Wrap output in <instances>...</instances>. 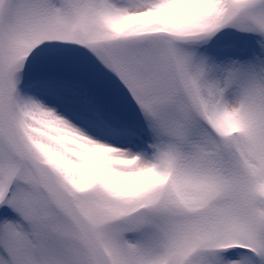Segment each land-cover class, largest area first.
<instances>
[{
	"label": "snow or ice",
	"instance_id": "6c2138e0",
	"mask_svg": "<svg viewBox=\"0 0 264 264\" xmlns=\"http://www.w3.org/2000/svg\"><path fill=\"white\" fill-rule=\"evenodd\" d=\"M0 264H264V0H0Z\"/></svg>",
	"mask_w": 264,
	"mask_h": 264
}]
</instances>
